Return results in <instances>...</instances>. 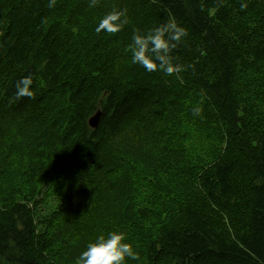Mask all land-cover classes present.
I'll list each match as a JSON object with an SVG mask.
<instances>
[{
	"label": "trees",
	"instance_id": "16d2710c",
	"mask_svg": "<svg viewBox=\"0 0 264 264\" xmlns=\"http://www.w3.org/2000/svg\"><path fill=\"white\" fill-rule=\"evenodd\" d=\"M89 2L0 0V264H58L62 231L106 235L115 220L141 264H264V102L240 94L264 88V0ZM113 9L126 23L97 34ZM169 17L189 33L178 78L129 50ZM25 76L34 98L17 99ZM195 106V121L159 127ZM55 198L39 229L38 203Z\"/></svg>",
	"mask_w": 264,
	"mask_h": 264
},
{
	"label": "clouds",
	"instance_id": "9594fccd",
	"mask_svg": "<svg viewBox=\"0 0 264 264\" xmlns=\"http://www.w3.org/2000/svg\"><path fill=\"white\" fill-rule=\"evenodd\" d=\"M98 3L99 0H90L89 7L95 8ZM55 4L56 0H48L47 7L53 8ZM247 7V3L241 0L240 10L243 11ZM125 23L126 11L113 9L99 18L95 31L97 34L117 33ZM188 35L187 29L173 17H169L167 22L152 28L146 34L137 31L133 34L129 45L131 63L139 65L149 73L160 72L165 76L178 78V74L185 71L186 67L175 63L171 53ZM33 84L31 76L18 80L15 85L16 98H34ZM201 112L199 106L192 108L193 116H199ZM140 259V255L125 232L110 231L106 235H99L94 242L89 243L86 250L78 256L75 264H127L128 261Z\"/></svg>",
	"mask_w": 264,
	"mask_h": 264
},
{
	"label": "rangeland",
	"instance_id": "374dc122",
	"mask_svg": "<svg viewBox=\"0 0 264 264\" xmlns=\"http://www.w3.org/2000/svg\"><path fill=\"white\" fill-rule=\"evenodd\" d=\"M240 94L243 100L251 101L253 99L254 101L255 98L257 100V98L262 97L264 102V88L259 83L258 80L255 81L254 85L251 88H247L242 83L240 87ZM183 111L184 110L180 111L178 114H175L173 121L167 120L168 124L165 120H163L161 126L159 127L165 128L167 132H169L170 129L172 128L171 125L175 126L179 123L178 122L179 118L181 119L184 125H187L191 121L193 120L195 121L196 118L198 117V116H193L192 114L189 113H182ZM147 127L150 128L151 125L147 124ZM195 150H189L188 153L187 151L181 152L180 158H178V160L182 162L185 161L186 165L188 163L191 166L193 160L197 159L195 156L197 153H204L205 151L208 152V149H205L200 152H195ZM57 202L58 199L55 198V199H51L48 202L38 203V208L35 211L34 216H35L36 224L39 226V229H43L44 231L46 230L44 227L45 222L52 217L55 210L57 211L60 208L59 205H57ZM220 215L222 216L223 219H225L226 215H224L223 213ZM113 225H117L119 227L120 230H116V231H121L122 224L120 220H115L113 222ZM82 227H80L75 231H69V232H67V230L62 231L61 235L59 236V243L57 248V252H58L57 259L59 261L58 264L61 263L75 264L76 259L84 250H86L87 245L91 242H94L99 235H102V233L105 232L103 229V225H99V226L91 225L88 228H82ZM97 230L100 232L99 235L95 234ZM127 230L129 229L124 228L123 232L125 231L126 233ZM138 246L139 245H137V248ZM137 248H135V250L139 254V250ZM127 264H141V262L128 261Z\"/></svg>",
	"mask_w": 264,
	"mask_h": 264
},
{
	"label": "water",
	"instance_id": "95a60500",
	"mask_svg": "<svg viewBox=\"0 0 264 264\" xmlns=\"http://www.w3.org/2000/svg\"><path fill=\"white\" fill-rule=\"evenodd\" d=\"M100 117H101L100 112H98L95 116H93L89 121L90 126L93 128H97L99 125Z\"/></svg>",
	"mask_w": 264,
	"mask_h": 264
}]
</instances>
